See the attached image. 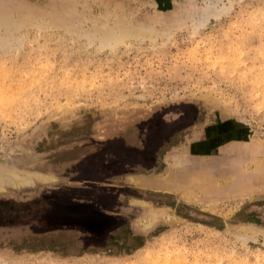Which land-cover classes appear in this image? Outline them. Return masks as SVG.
Here are the masks:
<instances>
[{
    "label": "rangeland",
    "instance_id": "rangeland-1",
    "mask_svg": "<svg viewBox=\"0 0 264 264\" xmlns=\"http://www.w3.org/2000/svg\"><path fill=\"white\" fill-rule=\"evenodd\" d=\"M0 264H264V0H0Z\"/></svg>",
    "mask_w": 264,
    "mask_h": 264
},
{
    "label": "trees",
    "instance_id": "trees-1",
    "mask_svg": "<svg viewBox=\"0 0 264 264\" xmlns=\"http://www.w3.org/2000/svg\"><path fill=\"white\" fill-rule=\"evenodd\" d=\"M96 216V215H95ZM100 216V215H99ZM101 217V216H100ZM111 244H113V241H112V243ZM139 245H141V242H137L136 244H135V246H133V247H136V246H139Z\"/></svg>",
    "mask_w": 264,
    "mask_h": 264
},
{
    "label": "crops",
    "instance_id": "crops-1",
    "mask_svg": "<svg viewBox=\"0 0 264 264\" xmlns=\"http://www.w3.org/2000/svg\"><path fill=\"white\" fill-rule=\"evenodd\" d=\"M136 178H140V176L139 177H136ZM142 178V177H141Z\"/></svg>",
    "mask_w": 264,
    "mask_h": 264
}]
</instances>
